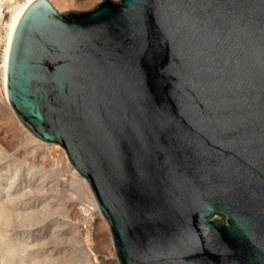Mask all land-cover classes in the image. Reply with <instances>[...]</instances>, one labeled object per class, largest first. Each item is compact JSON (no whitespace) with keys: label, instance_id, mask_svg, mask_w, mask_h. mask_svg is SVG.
I'll use <instances>...</instances> for the list:
<instances>
[{"label":"water","instance_id":"1","mask_svg":"<svg viewBox=\"0 0 264 264\" xmlns=\"http://www.w3.org/2000/svg\"><path fill=\"white\" fill-rule=\"evenodd\" d=\"M6 96L87 181L120 264H264V0H35Z\"/></svg>","mask_w":264,"mask_h":264},{"label":"rangeland","instance_id":"2","mask_svg":"<svg viewBox=\"0 0 264 264\" xmlns=\"http://www.w3.org/2000/svg\"><path fill=\"white\" fill-rule=\"evenodd\" d=\"M25 1L0 0V264H120L87 182L60 146L24 127L4 94L8 23ZM49 1L66 13L103 0Z\"/></svg>","mask_w":264,"mask_h":264},{"label":"bare ground","instance_id":"3","mask_svg":"<svg viewBox=\"0 0 264 264\" xmlns=\"http://www.w3.org/2000/svg\"><path fill=\"white\" fill-rule=\"evenodd\" d=\"M35 0H26L25 2H23V4L18 5V7L15 9V11L13 12V15L11 17L10 22L8 23V35H7V44H6V51L4 54V64H3V69H4V74H3V81H4V94L6 96V79H7V63H8V57H9V52H10V46H11V41H12V37L15 31V28L17 26V23L19 21V19L21 18L23 12L26 10V8ZM65 2V1H64ZM7 99V96H6ZM79 174V173H78ZM80 175V174H79ZM81 176V175H80ZM82 177V176H81ZM83 178V177H82ZM84 182L86 183L87 181L83 178ZM88 183H86L87 185ZM87 187L89 188V186L87 185ZM90 189V188H89ZM91 191V190H90ZM92 193V192H91ZM93 195V194H92ZM94 197V196H93ZM94 202L97 205V202L94 198ZM98 206V205H97ZM99 209V208H98ZM100 211V210H99ZM100 214H102L100 212ZM104 217V216H103ZM105 219V218H104Z\"/></svg>","mask_w":264,"mask_h":264}]
</instances>
